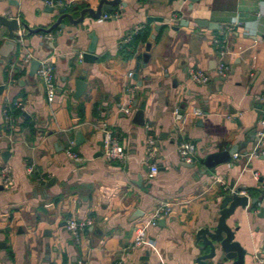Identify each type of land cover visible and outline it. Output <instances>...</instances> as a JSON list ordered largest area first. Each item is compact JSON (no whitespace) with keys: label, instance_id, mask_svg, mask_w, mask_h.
<instances>
[{"label":"crops","instance_id":"0c3cea01","mask_svg":"<svg viewBox=\"0 0 264 264\" xmlns=\"http://www.w3.org/2000/svg\"><path fill=\"white\" fill-rule=\"evenodd\" d=\"M59 1L77 17L85 0ZM122 1L125 6L105 12L117 16L85 17L75 26L64 18V28L48 33L25 30L0 60V264H197L194 234L215 224L230 185L249 197L264 189V157L245 155L261 127L256 106L264 100V0ZM146 9L163 22L147 23ZM0 14L31 28L48 27L58 16L43 0H0ZM181 19L187 25H180ZM196 19L219 27L200 26ZM145 27L147 41L132 44ZM92 38L95 58L83 61L80 54ZM216 38L225 40V77L215 74ZM6 39L1 25L0 46ZM148 41L149 59L134 79L128 72L142 65ZM27 53L52 61L57 93L52 102L37 71L29 73ZM191 68L209 72L210 81H191ZM79 76L86 87L75 98ZM143 98L145 124L140 125L133 115ZM197 107L202 114L192 115ZM175 110L185 117L183 123ZM103 123L119 135L123 161L103 157ZM149 135L157 147L150 160L158 165L152 178L145 149ZM70 140L79 160L65 153ZM185 140L196 147L193 165L178 153ZM232 145L238 158L203 169L208 153ZM164 203L170 213L146 230L155 249L135 246V227ZM68 218L83 223L78 238L66 229ZM227 223L246 251L245 263L254 264V253L264 249V195L251 208H237Z\"/></svg>","mask_w":264,"mask_h":264},{"label":"water","instance_id":"95a60500","mask_svg":"<svg viewBox=\"0 0 264 264\" xmlns=\"http://www.w3.org/2000/svg\"><path fill=\"white\" fill-rule=\"evenodd\" d=\"M94 0H85L83 5L78 8L79 15L74 17L71 12L65 10L63 5L60 6H50L47 5L48 11L56 10L58 16L48 27H29L26 23L18 21L16 17H8L6 14H0V26H5L7 29V39L3 41L0 46V60L2 57L7 56L15 47L16 37L19 35H24V31L27 30L28 33H37L40 31L51 32L53 29L59 27L64 28L66 25L62 20L67 18L68 24L75 26L81 24L85 17L99 18L105 12L114 10V7L117 5L125 6L126 3L122 0H96L95 6L92 2ZM173 1L178 0H166L167 4H171ZM194 3L198 0H189ZM157 0H146V3H154ZM161 4V3H159ZM74 7H77V4H74ZM146 22L151 23L152 21L163 22L162 16L148 15V9L145 10ZM195 22L200 26H208L210 28H218V23H212L211 21L205 19H196ZM180 25H187L185 19H181ZM21 28V29H17ZM161 28V24L155 26V30L158 31ZM177 28V27H175ZM155 34L151 35V38H154ZM95 39L92 38L91 43L89 44L86 51L82 53L83 61H91L95 58ZM151 42H146L145 52L142 54V65L138 64L135 68L132 78L137 79L140 67L144 66L149 59V50ZM40 64V60L32 57L30 60V71L32 75L37 71V68ZM264 85V79L262 81ZM86 87V82L82 76H79L74 80V92L73 95L75 98H78L84 91ZM139 94L134 95L135 105L137 103ZM146 101L143 98L140 103H138L137 109L133 115V121L137 124L144 125V109ZM258 121L264 119V100L263 103H258L257 106ZM257 121V122H258ZM257 126V124H256ZM258 128H255L253 139L254 146L258 140L256 136ZM237 145H232L231 147L223 150L214 151L208 153L203 159V169L213 168L220 163L230 162L232 159V154L237 152ZM246 156H249L247 151L245 152ZM264 157V156H263ZM186 163V162H185ZM193 165L191 163H187ZM49 184V182L42 181L41 185ZM234 188L233 190H231ZM242 189L240 187H230L227 189V192L223 195L218 209V216L214 225H204L199 227L194 234V245L199 250V254L196 256L195 261L197 264H246L245 263V249L240 245L238 241L234 239L235 232L229 224L227 219L234 214L237 208H247L252 207L258 204L259 200L264 195V189H259L261 193L260 196L249 197V194L239 193ZM263 210V208H261ZM230 262V263H229Z\"/></svg>","mask_w":264,"mask_h":264},{"label":"built area","instance_id":"2783aa9c","mask_svg":"<svg viewBox=\"0 0 264 264\" xmlns=\"http://www.w3.org/2000/svg\"><path fill=\"white\" fill-rule=\"evenodd\" d=\"M43 2L46 5L50 6H60L63 5L64 3L59 1V0H43ZM111 16H117L116 14H103V18H109ZM22 35H19L18 38L21 40ZM17 39V38H16ZM214 42L218 43L220 45V56L216 62L215 65V74L218 77H225L228 70H229V65L227 61L224 59V44L225 40L224 39H214ZM82 55L80 54V57ZM31 53H27L26 56L24 57V62H29L32 58ZM37 74L40 78V80L43 83L44 90H45V97L48 102H52L57 93H56V82L54 78V73H53V66H52V61L48 58L40 60V64L37 68ZM133 72L129 71L128 76H132ZM188 76L189 79L195 83L198 84H205L210 81L211 75L209 72L204 71L202 69H189L188 70ZM131 94H133L132 90ZM259 99L262 97H258ZM17 106H21V102H16ZM124 112L126 114L130 113V109L126 107L124 109ZM175 117L178 121H181L182 123L185 121V117L180 114L177 110L174 111ZM192 115H201L202 110L201 108H194L191 112ZM6 118L8 119L9 116L7 113H5ZM261 123V127L258 128L256 132V136L258 137V140L256 142V145L254 146L253 150L249 153L250 156H264V119L259 120ZM179 129H181V126L179 125ZM102 155L103 157L108 160H117V161H123L126 158V151L124 148V145L120 141L119 135L117 132L112 128L103 123L102 126ZM145 149H146V158L148 161V170H147V177L152 178L156 175L158 171V165L154 161H150L154 158L157 147L155 143V138L152 135H149L146 138L145 141ZM65 153L67 156L71 157L73 160H79L80 157L78 154L74 151V142L73 140H70L68 142V145L66 146ZM178 153L182 161L186 163H196L198 162V159L196 157V147L195 144L190 142L189 140L182 141L179 146H178ZM232 158L236 159L238 158V153L234 152L232 154ZM4 172L9 171V168L7 166H4L2 168ZM255 176H257L256 173H254ZM5 182H9V178L6 175L4 177ZM232 188L231 190H233ZM244 190H241L239 193H244ZM171 211V206L169 203H164L161 204L157 207H155L149 218L137 225L135 227V237H134V245L135 246H142V245H147L152 249H155V244L152 239L147 237L146 230L149 225H153L156 223V221L162 217H165L168 215ZM66 229L69 230L75 238H78L79 236V231L82 228L83 223L77 221L75 218H68L66 219L65 222ZM254 264H264V249L261 251H257L254 253V258H253ZM78 264H83L81 261L78 262Z\"/></svg>","mask_w":264,"mask_h":264},{"label":"trees","instance_id":"16d2710c","mask_svg":"<svg viewBox=\"0 0 264 264\" xmlns=\"http://www.w3.org/2000/svg\"><path fill=\"white\" fill-rule=\"evenodd\" d=\"M149 36V30L145 27L141 30H138L137 33L133 36L134 42L132 44H136L139 40L147 41V37ZM128 46H126L127 48Z\"/></svg>","mask_w":264,"mask_h":264}]
</instances>
